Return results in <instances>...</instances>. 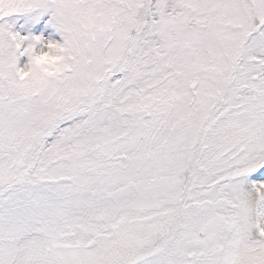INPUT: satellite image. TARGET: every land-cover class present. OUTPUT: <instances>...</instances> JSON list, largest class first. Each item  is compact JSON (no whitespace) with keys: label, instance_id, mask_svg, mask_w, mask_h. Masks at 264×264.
I'll list each match as a JSON object with an SVG mask.
<instances>
[{"label":"snow or ice","instance_id":"snow-or-ice-1","mask_svg":"<svg viewBox=\"0 0 264 264\" xmlns=\"http://www.w3.org/2000/svg\"><path fill=\"white\" fill-rule=\"evenodd\" d=\"M0 264H264V0H0Z\"/></svg>","mask_w":264,"mask_h":264}]
</instances>
